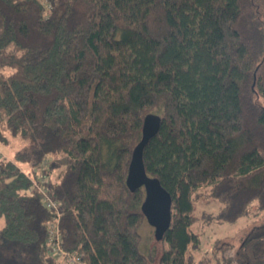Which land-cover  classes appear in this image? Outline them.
<instances>
[{
	"label": "trees",
	"instance_id": "1",
	"mask_svg": "<svg viewBox=\"0 0 264 264\" xmlns=\"http://www.w3.org/2000/svg\"><path fill=\"white\" fill-rule=\"evenodd\" d=\"M148 113L145 168L172 196L158 264L264 259V223L232 261L198 259L194 229L200 200L219 221L264 211V0H0V264H80L51 246L45 184L61 249L151 264L126 181Z\"/></svg>",
	"mask_w": 264,
	"mask_h": 264
},
{
	"label": "rangeland",
	"instance_id": "2",
	"mask_svg": "<svg viewBox=\"0 0 264 264\" xmlns=\"http://www.w3.org/2000/svg\"><path fill=\"white\" fill-rule=\"evenodd\" d=\"M14 149L15 147L8 148L7 152L5 150H0V156L10 158L13 156ZM24 168L26 171H29L26 167ZM46 179L47 178H45V181ZM219 209L220 204L214 198L200 200L195 208L194 214L197 216V220L194 229L199 233L202 240V248L197 254L198 259L209 257L210 255V259L216 261L217 256L221 257L220 255L222 253H226L228 257L231 256V261L232 259H237V255L234 253L240 249L250 229L255 225L264 223V211L258 212L255 209L239 217L235 221H219L216 218ZM255 212L257 214H255ZM2 225L3 220L0 219V228ZM140 233L142 235V240L140 242L142 251L152 257L151 264H158L159 257L167 246V241L156 238L155 229L147 219L143 220L141 223ZM223 242L228 243L227 250L222 251V249H219L214 254V247L221 246ZM229 246H233L234 248L230 251ZM242 250L244 251L243 247ZM245 251H247V249ZM234 262H236V260ZM250 263L264 264V259L251 257Z\"/></svg>",
	"mask_w": 264,
	"mask_h": 264
},
{
	"label": "water",
	"instance_id": "3",
	"mask_svg": "<svg viewBox=\"0 0 264 264\" xmlns=\"http://www.w3.org/2000/svg\"><path fill=\"white\" fill-rule=\"evenodd\" d=\"M161 120V116L156 113H148L145 116L142 137L133 149L126 180L131 190L144 188L145 199L142 203V211L154 227L157 239H162L170 226L172 196L159 178L147 173L143 155L147 143L160 130Z\"/></svg>",
	"mask_w": 264,
	"mask_h": 264
},
{
	"label": "built area",
	"instance_id": "4",
	"mask_svg": "<svg viewBox=\"0 0 264 264\" xmlns=\"http://www.w3.org/2000/svg\"><path fill=\"white\" fill-rule=\"evenodd\" d=\"M44 180V179H43ZM39 189L41 190L42 193V198L45 203V205L50 208L51 210L55 211L57 213V218L52 221L49 225V241L51 242V246L59 251L63 258H65L67 261L71 262H79L80 264H86L85 262L81 261L80 258L75 254H71L67 250H63L60 248V228L58 225V220L60 219V216L62 214V209H61V203L55 199H53L49 195V190L48 187L45 185H40ZM74 255V256H73Z\"/></svg>",
	"mask_w": 264,
	"mask_h": 264
}]
</instances>
